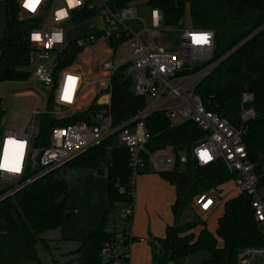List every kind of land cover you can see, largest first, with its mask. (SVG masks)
Returning a JSON list of instances; mask_svg holds the SVG:
<instances>
[{"label":"trees","instance_id":"trees-1","mask_svg":"<svg viewBox=\"0 0 264 264\" xmlns=\"http://www.w3.org/2000/svg\"><path fill=\"white\" fill-rule=\"evenodd\" d=\"M137 0H106L112 11ZM149 8H159L162 23L166 27H183L187 13L190 26L210 29L214 33L212 60L217 62L213 70L197 85L195 93L205 109L227 119L238 127L241 122L240 96L243 92L253 95L251 103L256 115L244 123L242 142L247 157L255 166L259 187H264V0H146ZM5 22L0 39V81L26 80L25 70L35 49L27 39L28 32L41 25V14L29 16L22 13L18 0H3ZM97 10L87 5L71 13L66 22L80 24L96 16ZM125 38L109 39L108 46L115 51ZM85 46L69 41L59 60L57 69L73 64ZM129 64L117 67L110 79V105L108 110L92 102L87 108L71 116L54 119L43 114L39 118V133L35 146H45L47 135L54 126L76 123L92 124L93 118L107 114L117 125L133 116L144 106V99L132 93V76ZM49 97L47 109H52ZM5 111L0 103V135ZM149 139L144 148L153 153L169 148L174 154L175 165L171 171L155 172L144 153L145 165L140 174L156 173L175 189L171 205L173 222L167 225L164 236L150 240L151 264H176L179 259L199 251H209L210 259L203 264H237V252L248 246H264L262 229L254 221L250 199L238 193L223 201L222 214L216 219V229L211 233L206 221L198 218L183 221V213L199 194L218 190L232 175L221 161L199 166L192 157V148L204 139L205 133L193 122L171 125L163 112L156 111L144 120ZM113 136L107 137L70 160L63 169L92 168L102 173V163L107 182V207L97 226L79 240L78 247L70 256L78 264H101L99 252L111 242L116 230H108L111 213L118 203L126 204L130 197L129 153L123 147H112ZM112 147V148H111ZM185 151L186 172L178 173L177 152ZM35 171L28 172L19 186L11 193V186L0 190V264H29L38 261L37 245L47 251L49 243L39 235L61 227L70 217L66 211L68 185L48 172L28 181ZM27 181V182H26ZM130 221L129 218H124ZM125 229H121L125 231ZM218 240L221 242L218 245ZM153 244L160 248L157 253Z\"/></svg>","mask_w":264,"mask_h":264},{"label":"built area","instance_id":"built-area-1","mask_svg":"<svg viewBox=\"0 0 264 264\" xmlns=\"http://www.w3.org/2000/svg\"><path fill=\"white\" fill-rule=\"evenodd\" d=\"M95 1H99L100 8L95 7ZM26 3L28 7H25ZM84 5L97 10L94 17L103 22L104 28L95 34L75 39L78 46L87 47L100 41L107 43L109 39L125 38L122 43L125 44L124 59L119 63L110 60L113 48L108 46L109 56L102 60L100 73L92 82L99 85L97 104L108 110L111 76L118 66L128 63V72L132 76V93L144 99V106L117 125L111 123L107 114L101 118H93L92 124L54 126L48 132L47 144L43 147L34 144L39 127L33 123L16 130L4 129L0 137V178L21 186L18 182L25 178L28 172L35 171L28 181L53 172L99 141L113 136L117 146L127 149L129 153L130 200L119 212L124 218L131 220L135 180L145 165L142 153L155 172L171 171L175 165L174 154L169 148L153 153L144 148L149 139L144 120L153 112L161 111L170 120L171 125L191 121L205 133L204 139L192 148L194 161L199 166H206L218 160L224 164L232 175L233 189L249 197L254 221L264 234V194L259 193V177L242 142L244 123L256 115L251 106L253 95L248 92L241 94V124L236 127L227 119L206 110L194 92L197 85L217 64L216 61H211L214 33L210 29L190 25L180 27L175 30L178 32V42L175 45L163 38V33L169 30L162 23L159 8H149L148 24L140 20L142 30L131 33L125 26V21L137 18L133 5L112 11L107 7L106 0H18L22 13L29 16L42 15L41 25L31 29L27 39L35 49L30 58L34 65L32 77L43 85L47 93L43 94L44 108L34 110L31 118L47 114L54 119H62L69 115L60 114V108H65L73 114L85 86L89 84L79 68L73 65L57 69L68 44L63 24L69 20L72 12ZM201 34L206 35V42H194ZM69 77L72 79L69 80ZM50 96L53 104L51 110L47 109ZM13 167H18L19 171H11ZM192 203L199 213L211 214L216 206L222 205L223 198L215 197L213 192H205L195 196ZM135 241L143 242V239H136L129 229L116 231L112 241L100 249L101 264H129V247ZM236 263L264 264V246L240 249L236 254Z\"/></svg>","mask_w":264,"mask_h":264},{"label":"rangeland","instance_id":"rangeland-1","mask_svg":"<svg viewBox=\"0 0 264 264\" xmlns=\"http://www.w3.org/2000/svg\"><path fill=\"white\" fill-rule=\"evenodd\" d=\"M146 2V0H137L133 2V6L135 7L137 13V18L125 21V26L131 33H138L142 30L143 25L141 21H143V23L146 25L148 24L149 6L146 4ZM94 4L96 8H100L99 1H95ZM4 13V2L3 0H0V39L3 37V27L5 22ZM183 24L184 26L190 25L189 16L187 13L183 18ZM63 27L65 30V40L69 42L78 38L95 34L96 32L103 30L104 24L97 17H94L76 25L64 23ZM179 28L180 27H167V30H169V32L163 33V38L167 41H171L176 45L178 42V32L175 30ZM108 50L109 47L105 41L96 42L95 44L85 47L83 51L79 55H77L75 61L73 62L72 65L75 68H79V70L86 78V81L89 83L84 88L80 101L77 104L76 111L87 108L92 102L97 104L99 85H96L92 82L100 73V64L102 60L109 56ZM124 51L125 44H121L115 51H113L112 56L109 59L114 61L115 63L121 62L124 59ZM24 68L30 74L28 79L21 81H0V103L5 111V116L2 120V131L5 128L16 130L20 127L32 125V123L35 126H39L40 117L38 116L32 119L30 115L34 110H42L44 108L43 94H46L47 90L43 87L42 84L36 82L33 79L32 73L34 70V65L32 62H29V64ZM70 113L71 111H67L65 110V108H60V114H69L66 115L68 117L72 115ZM114 144L115 139L113 138L112 146H114ZM89 175L99 176L103 178L105 177V175H98L92 168H79L76 170L59 168L54 171V176L57 179H64L68 185V199L66 202L67 210H71V208L76 207L82 212H85L88 208H91V206L93 204L95 205V203L97 202L96 197L93 196L92 192L96 191V189H98V186L92 181L85 180ZM8 186H11V191H9L8 193L13 192L19 187L18 184L9 183L8 181L2 180L0 178V190H3ZM232 186V180H228L221 186L220 189L216 191L211 190L209 192H213V195L215 197L221 196L228 199L235 196V193H228L226 194L227 196L225 195V193L233 189ZM259 193L262 195L264 194V187L259 188ZM122 207H124L123 203L116 204L115 210L112 211L110 216L111 220L113 219V222H110L108 224V230L119 229L121 226H123V224H126L123 215H121L119 212ZM219 211L220 209L215 211L213 215L199 213L194 209L193 203H191L184 211L182 219L183 221L195 218L205 220L207 230L211 233H214L216 229V216L218 215ZM71 215L73 214L71 213ZM61 227L48 230L39 235L41 239H44L49 243L51 249L47 251L43 248V246L38 244V261L31 262L29 264L64 263V261L70 255V252H72L75 248H72L74 247L72 243H65L63 245L60 244V242L62 241ZM220 244L221 242L218 240V245ZM153 249L157 253L159 252L154 245ZM210 256L211 254L209 251H199L189 257L179 259L176 264H203V261L210 259Z\"/></svg>","mask_w":264,"mask_h":264},{"label":"crops","instance_id":"crops-1","mask_svg":"<svg viewBox=\"0 0 264 264\" xmlns=\"http://www.w3.org/2000/svg\"><path fill=\"white\" fill-rule=\"evenodd\" d=\"M112 147H118L116 142ZM108 160L109 155L107 156L106 163L100 165L103 169L102 173L94 169L98 175H105ZM85 180L92 181L98 186L99 190L96 189V191L92 192L93 196L96 197L97 202L85 212H82L76 207L71 208V210H67L66 208V211L71 212L73 215H71L72 218L70 217V219H68L61 227L62 241L60 244L72 243L74 246L72 247L73 249L78 247L79 240L82 237L97 226L105 208L107 207L106 178L89 175ZM228 193H235V195L238 194L234 189L229 190L225 195ZM222 198L223 201L227 199L224 197ZM174 199V187L161 179L158 174L148 173L137 176L134 184V202L131 220H125L126 224H123L119 229H112L118 231L127 228L129 229L130 234L136 239H143V242L135 241L130 245L129 264H151V248L149 247V242L152 237H163L165 227L172 224L173 217L170 208ZM219 209L220 211L216 216L217 219L223 212L222 205L216 206L211 214L207 215H213V213ZM111 222H113V219ZM153 245L156 246V249L160 252L159 246L156 244ZM72 262L73 264H78L77 261L74 260V257L69 255L63 264H72Z\"/></svg>","mask_w":264,"mask_h":264},{"label":"water","instance_id":"water-1","mask_svg":"<svg viewBox=\"0 0 264 264\" xmlns=\"http://www.w3.org/2000/svg\"><path fill=\"white\" fill-rule=\"evenodd\" d=\"M177 156L179 159V167H178V173L184 174L186 172V162H187V156L185 151H179L177 152Z\"/></svg>","mask_w":264,"mask_h":264},{"label":"snow or ice","instance_id":"snow-or-ice-1","mask_svg":"<svg viewBox=\"0 0 264 264\" xmlns=\"http://www.w3.org/2000/svg\"><path fill=\"white\" fill-rule=\"evenodd\" d=\"M25 7H28V4H25ZM34 38H38V37H34ZM194 42H198V43H205L206 42V35L205 34H201L199 35L198 38L194 39ZM69 80H71L72 78L69 77ZM204 156V154L202 153V157ZM206 158V157H205ZM11 171H19L18 167H13L10 169Z\"/></svg>","mask_w":264,"mask_h":264},{"label":"bare ground","instance_id":"bare-ground-1","mask_svg":"<svg viewBox=\"0 0 264 264\" xmlns=\"http://www.w3.org/2000/svg\"><path fill=\"white\" fill-rule=\"evenodd\" d=\"M8 143H6V145H7ZM7 150V148H5V151Z\"/></svg>","mask_w":264,"mask_h":264}]
</instances>
